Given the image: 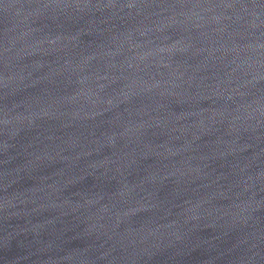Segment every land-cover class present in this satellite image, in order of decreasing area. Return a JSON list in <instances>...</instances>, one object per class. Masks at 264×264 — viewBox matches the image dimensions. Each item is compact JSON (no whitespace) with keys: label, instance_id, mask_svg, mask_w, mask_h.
Wrapping results in <instances>:
<instances>
[{"label":"water","instance_id":"95a60500","mask_svg":"<svg viewBox=\"0 0 264 264\" xmlns=\"http://www.w3.org/2000/svg\"><path fill=\"white\" fill-rule=\"evenodd\" d=\"M0 264H264V0H0Z\"/></svg>","mask_w":264,"mask_h":264}]
</instances>
